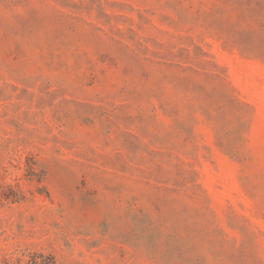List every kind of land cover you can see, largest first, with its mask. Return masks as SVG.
Segmentation results:
<instances>
[{
  "label": "rangeland",
  "instance_id": "rangeland-1",
  "mask_svg": "<svg viewBox=\"0 0 264 264\" xmlns=\"http://www.w3.org/2000/svg\"><path fill=\"white\" fill-rule=\"evenodd\" d=\"M0 264H264V0H0Z\"/></svg>",
  "mask_w": 264,
  "mask_h": 264
}]
</instances>
